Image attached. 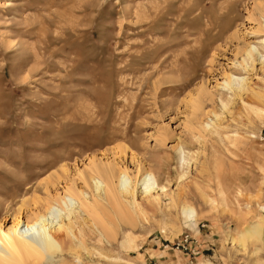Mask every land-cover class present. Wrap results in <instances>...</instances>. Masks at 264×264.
<instances>
[{"label":"rangeland","instance_id":"obj_1","mask_svg":"<svg viewBox=\"0 0 264 264\" xmlns=\"http://www.w3.org/2000/svg\"><path fill=\"white\" fill-rule=\"evenodd\" d=\"M261 7L0 0V224L71 186L103 222L78 207L75 251L54 264H264ZM93 163L130 172L125 219L96 192ZM143 172L164 190L159 203Z\"/></svg>","mask_w":264,"mask_h":264},{"label":"bare ground","instance_id":"obj_2","mask_svg":"<svg viewBox=\"0 0 264 264\" xmlns=\"http://www.w3.org/2000/svg\"><path fill=\"white\" fill-rule=\"evenodd\" d=\"M262 8L264 7H261V9ZM256 53L257 49L255 47L247 49L245 51L246 57L244 58V62L248 60L252 62L255 61ZM34 55L37 54L34 53ZM39 58L40 57H38L37 60H40ZM35 63L39 64V61ZM35 70H37V68ZM236 79L232 75H227L225 77V85L235 91V93H242L246 89V80L243 79L242 84L237 87L235 85ZM92 165L90 181L94 184L96 192L99 194L103 192L114 203L117 217L121 220L125 219V206H123L121 199L126 198L127 200V196H130L133 200L132 203L134 205L136 204L134 198L135 190H132V188H134V186H132V181L134 180L130 178V172H128L127 169L118 172L113 169L96 166L95 163ZM143 173L142 176L144 177L141 181V187H144L143 190L145 195H150V198L153 197V202L159 203L161 196L165 195L164 190L159 188L157 185L158 183H156L157 180L154 179L155 177H153L152 174L149 172ZM134 179L137 180V177H134ZM115 181L117 184H115ZM152 192H155L156 195L153 196ZM85 196L84 192H80L74 187L68 186L63 194H57L52 197L47 201L45 207L36 209V211L29 216L23 217L21 210L17 209L18 212L11 218L12 224L10 226H7L5 222L0 224V264H42V262L54 264L59 256L74 252L75 250L70 246L73 243L67 244L66 238L67 240L78 239V236L74 233L73 222V219H75L74 217L78 216L80 213L79 210H77L78 207H80L79 209H84L88 213L90 212L93 217L95 216L97 218L98 223L99 221L101 224L103 222V220L99 219L100 216L98 214L99 210L97 204L93 203V205H91L87 203L88 200ZM58 206L62 207V209H59ZM8 211L9 210H7V213H9ZM183 213L189 216L194 214L189 210H183ZM253 235L254 234H250L248 240L254 239ZM240 243L242 244V240H240ZM83 244L82 246L80 245V248L86 250ZM242 246L245 245L242 244ZM76 255L77 260H81L77 252Z\"/></svg>","mask_w":264,"mask_h":264}]
</instances>
